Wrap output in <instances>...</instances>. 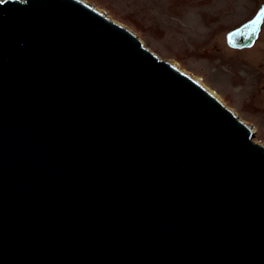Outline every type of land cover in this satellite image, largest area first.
Segmentation results:
<instances>
[{
	"label": "water",
	"instance_id": "1",
	"mask_svg": "<svg viewBox=\"0 0 264 264\" xmlns=\"http://www.w3.org/2000/svg\"><path fill=\"white\" fill-rule=\"evenodd\" d=\"M239 120L82 0H3L0 264H264V146Z\"/></svg>",
	"mask_w": 264,
	"mask_h": 264
},
{
	"label": "rangeland",
	"instance_id": "2",
	"mask_svg": "<svg viewBox=\"0 0 264 264\" xmlns=\"http://www.w3.org/2000/svg\"><path fill=\"white\" fill-rule=\"evenodd\" d=\"M82 1L213 92L264 146V27L254 47L237 50L226 42L264 0Z\"/></svg>",
	"mask_w": 264,
	"mask_h": 264
},
{
	"label": "bare ground",
	"instance_id": "3",
	"mask_svg": "<svg viewBox=\"0 0 264 264\" xmlns=\"http://www.w3.org/2000/svg\"><path fill=\"white\" fill-rule=\"evenodd\" d=\"M172 66H174L177 70H179L180 71V69L179 68H177L173 63H170ZM181 72L183 73V74H186V75H188L187 73H185V71H183V70H181ZM189 76V75H188ZM190 77V76H189ZM190 78H192V77H190ZM193 80H195L194 78H192ZM198 84H199V86L203 89V91H205L209 96H211L213 99H215V100H217V101H220V99L217 97V96H215L214 95V93L213 92H211L209 89H207L205 86H203L202 84H200L197 80H195ZM220 103H222L221 101H220ZM223 104V103H222ZM224 105V104H223ZM225 106V105H224ZM226 107V106H225ZM231 113H232V115H234L235 116V113L233 112V111H231L230 109H228ZM242 121V120H241ZM240 120H239V122L240 123H242ZM244 124V123H243ZM247 125V124H246ZM248 126V125H247Z\"/></svg>",
	"mask_w": 264,
	"mask_h": 264
},
{
	"label": "flooded vegetation",
	"instance_id": "4",
	"mask_svg": "<svg viewBox=\"0 0 264 264\" xmlns=\"http://www.w3.org/2000/svg\"><path fill=\"white\" fill-rule=\"evenodd\" d=\"M263 4H264V3H263ZM263 4H261V6H262ZM261 6H260V7H261ZM260 7H259V8H260ZM259 8H258V10H259ZM258 10L256 11V13L258 12ZM256 13H255L254 15H252L251 17H249L248 19H246V20L242 21L241 23H239V24H238L237 26H235L234 28H237V27L241 26L242 24H244L245 22H247L248 20L252 19V18L256 15ZM263 27H264V19H263L262 25H261V27H260L258 37L256 38L254 44H253L251 47H254V45L256 44V42L260 39V37H261V35H262V33H263ZM251 47H249V48H251ZM244 49H247V48H241V49H237V50H244Z\"/></svg>",
	"mask_w": 264,
	"mask_h": 264
},
{
	"label": "snow or ice",
	"instance_id": "5",
	"mask_svg": "<svg viewBox=\"0 0 264 264\" xmlns=\"http://www.w3.org/2000/svg\"><path fill=\"white\" fill-rule=\"evenodd\" d=\"M2 2H3V0H0V3H2ZM260 20H261V18L257 17V19L254 20L251 25H248V27L251 29V31H255V27L254 26L258 25L260 23Z\"/></svg>",
	"mask_w": 264,
	"mask_h": 264
}]
</instances>
